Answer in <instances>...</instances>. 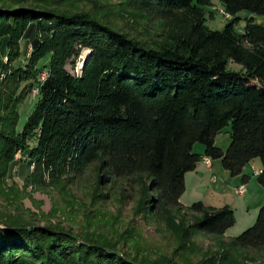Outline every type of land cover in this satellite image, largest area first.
<instances>
[{
  "label": "trees",
  "instance_id": "16d2710c",
  "mask_svg": "<svg viewBox=\"0 0 264 264\" xmlns=\"http://www.w3.org/2000/svg\"><path fill=\"white\" fill-rule=\"evenodd\" d=\"M69 1L0 0V44L8 57L0 59V196L19 161L33 168L27 181L36 188L58 187L98 161L114 178L147 176L161 210L182 207L186 175L205 157L221 160L234 177L260 159L264 188V26L250 19L243 33L236 29L241 12L264 15V0H220L232 20L214 31L204 14L213 0H118L164 22L170 33L161 42L124 33L104 0H91L88 10ZM29 33L28 65L15 67ZM84 50L91 58L80 75L71 73ZM229 63L243 71H230ZM44 69L34 109L19 130V105L33 86L21 90V84ZM229 125L224 152L215 138ZM197 143L203 155L194 153ZM189 209L202 215L192 226L197 232L222 235L235 225L228 206L198 202ZM0 226V264H157L17 214L0 212ZM234 244L264 249V207Z\"/></svg>",
  "mask_w": 264,
  "mask_h": 264
},
{
  "label": "rangeland",
  "instance_id": "374dc122",
  "mask_svg": "<svg viewBox=\"0 0 264 264\" xmlns=\"http://www.w3.org/2000/svg\"><path fill=\"white\" fill-rule=\"evenodd\" d=\"M90 1L70 0L69 4H80L88 10L93 9ZM103 6L113 10V22L132 37L148 42L169 38L168 26L150 18L147 13L129 9L118 0H104ZM119 12L125 20L117 16ZM204 14L206 26L213 31L222 30L232 20L220 0H213ZM238 16L241 20L236 29L241 33L250 19L264 26V15L243 11ZM29 34L22 41L21 57L15 61V67L26 68L28 65L34 39V35ZM1 46L0 59L7 63L8 57ZM87 52H82L74 69L69 67L71 73H82V59ZM49 60L47 57L37 67H45ZM228 69L243 71V67L235 63H229ZM45 72L46 69L39 73L38 79L21 84V90L33 86L19 105V130L34 109L38 86ZM231 133L232 126L229 125L216 136L215 146L226 152L231 144ZM204 151L202 143L194 146L195 154L203 155ZM212 164V171L201 162L198 169L188 173L181 208L161 210L152 203L156 193L150 189L147 176L114 178L103 162L98 161L88 166L82 175L69 174L58 187L36 188L27 181L33 168L19 161L12 165L2 181L4 192L0 196V212L17 214L41 227L59 226L73 233L80 242H99L137 261L201 264L212 260L216 264H264V249H243L234 244L237 236L256 223L264 207V188L258 182L257 174L262 168L260 159L248 164L242 174L235 177L224 169L221 160H212ZM246 177L248 182H244ZM241 186L244 188L238 190ZM12 200V204H7ZM198 202L217 210L228 206L234 212L235 225L222 235L197 232L192 226L202 215L189 207Z\"/></svg>",
  "mask_w": 264,
  "mask_h": 264
},
{
  "label": "built area",
  "instance_id": "2783aa9c",
  "mask_svg": "<svg viewBox=\"0 0 264 264\" xmlns=\"http://www.w3.org/2000/svg\"><path fill=\"white\" fill-rule=\"evenodd\" d=\"M203 163H205L207 165V168L212 171L213 170V164H212V160L210 158H203ZM257 174H260V171L257 172ZM214 180L215 177H213ZM244 188V187H243ZM242 186L238 189V190H242L243 189Z\"/></svg>",
  "mask_w": 264,
  "mask_h": 264
},
{
  "label": "water",
  "instance_id": "95a60500",
  "mask_svg": "<svg viewBox=\"0 0 264 264\" xmlns=\"http://www.w3.org/2000/svg\"><path fill=\"white\" fill-rule=\"evenodd\" d=\"M92 53L90 51H88L87 53L84 54V58H83V69L86 66V64L88 63L89 59L91 58Z\"/></svg>",
  "mask_w": 264,
  "mask_h": 264
},
{
  "label": "crops",
  "instance_id": "0c3cea01",
  "mask_svg": "<svg viewBox=\"0 0 264 264\" xmlns=\"http://www.w3.org/2000/svg\"><path fill=\"white\" fill-rule=\"evenodd\" d=\"M213 167H214V165H213ZM198 169V168H197ZM200 170V169H199ZM261 170V169H260ZM259 170V171H260ZM188 175V174H187ZM187 175H186V177H187ZM249 181V179L246 177V181H244V182H248Z\"/></svg>",
  "mask_w": 264,
  "mask_h": 264
},
{
  "label": "bare ground",
  "instance_id": "6f19581e",
  "mask_svg": "<svg viewBox=\"0 0 264 264\" xmlns=\"http://www.w3.org/2000/svg\"><path fill=\"white\" fill-rule=\"evenodd\" d=\"M83 60V59H82Z\"/></svg>",
  "mask_w": 264,
  "mask_h": 264
}]
</instances>
